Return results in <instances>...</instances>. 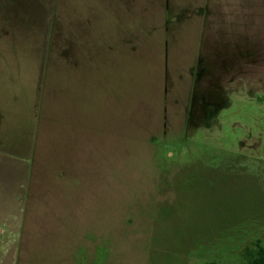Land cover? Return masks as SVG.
Returning a JSON list of instances; mask_svg holds the SVG:
<instances>
[{
	"label": "rangeland",
	"instance_id": "obj_1",
	"mask_svg": "<svg viewBox=\"0 0 264 264\" xmlns=\"http://www.w3.org/2000/svg\"><path fill=\"white\" fill-rule=\"evenodd\" d=\"M229 2L0 0V99L30 120L20 264L264 247V0Z\"/></svg>",
	"mask_w": 264,
	"mask_h": 264
},
{
	"label": "crops",
	"instance_id": "obj_2",
	"mask_svg": "<svg viewBox=\"0 0 264 264\" xmlns=\"http://www.w3.org/2000/svg\"><path fill=\"white\" fill-rule=\"evenodd\" d=\"M229 1V6L224 7L229 15L248 13L249 0ZM211 4L208 2L202 8L207 12L203 14V23L204 20L211 23L209 19L214 10L221 8ZM12 104L0 99V264H20L33 169L30 165V142L25 143L28 138H22L30 129V120L26 116L19 117L20 113ZM21 130L25 131L19 135Z\"/></svg>",
	"mask_w": 264,
	"mask_h": 264
},
{
	"label": "trees",
	"instance_id": "obj_3",
	"mask_svg": "<svg viewBox=\"0 0 264 264\" xmlns=\"http://www.w3.org/2000/svg\"><path fill=\"white\" fill-rule=\"evenodd\" d=\"M247 264H264V247L260 241L253 248H247L244 253ZM208 264H217L215 262Z\"/></svg>",
	"mask_w": 264,
	"mask_h": 264
}]
</instances>
